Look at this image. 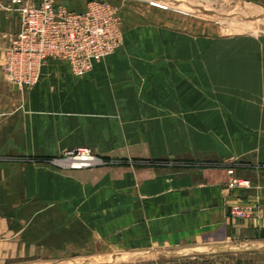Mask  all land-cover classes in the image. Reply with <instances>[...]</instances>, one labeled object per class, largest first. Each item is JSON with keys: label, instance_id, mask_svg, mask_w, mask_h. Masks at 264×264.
I'll use <instances>...</instances> for the list:
<instances>
[{"label": "crops", "instance_id": "crops-1", "mask_svg": "<svg viewBox=\"0 0 264 264\" xmlns=\"http://www.w3.org/2000/svg\"><path fill=\"white\" fill-rule=\"evenodd\" d=\"M246 1L264 8V0ZM9 2L0 0V47L19 30L18 15L4 9ZM52 2L76 12L86 5ZM149 55L116 51L81 78L50 63L16 109L13 88L0 84V264L33 256L34 264H100L116 250L150 252V264H264V117L258 126L244 118V130L234 118L223 131L220 117L190 115L188 101L166 93L127 98L138 81L128 69L150 70ZM152 65L155 74L139 81L172 88L173 63ZM223 136L231 139L227 146ZM77 147L142 162L59 171L14 159ZM173 158L225 162H156ZM230 169L249 187L229 188ZM235 204L251 206L254 215L230 219Z\"/></svg>", "mask_w": 264, "mask_h": 264}, {"label": "rangeland", "instance_id": "rangeland-1", "mask_svg": "<svg viewBox=\"0 0 264 264\" xmlns=\"http://www.w3.org/2000/svg\"><path fill=\"white\" fill-rule=\"evenodd\" d=\"M49 1L54 4L52 0ZM84 1L87 3L91 0ZM100 1L112 7L121 33L119 46L108 56L116 51H127L143 52L153 57L146 60L151 64L150 70L128 69L130 77L133 80L137 78L138 81L131 82V89L125 91L127 98H140L143 94L147 97H161V95L165 97L166 93L168 97L172 96L176 101H188L190 115H204L212 118L211 120L220 117L223 131L224 128L231 127L230 121L234 118H238L239 130H244L248 125L245 123L246 117L257 122L254 123L255 126L260 124L264 117V8L248 4L246 0ZM15 35L9 38L6 45L0 47V84L13 88L10 93H12L14 109L21 103V93L34 88L41 77L40 75L37 84L31 88H20L6 77L3 70L4 52L11 45ZM162 61L173 63L172 88L169 85L166 91L157 90L158 83H152L151 79L149 82L139 81V76L155 74L151 68L152 63ZM50 63L67 67L65 64L53 61L44 67ZM148 85L151 86V90H147ZM145 89L146 92H144ZM4 93L5 91H0V108L5 107L6 104ZM241 125L243 128L240 127ZM230 141V138L223 136V145L227 146ZM81 150H88L91 155L103 162L101 166L91 168L142 162L140 160H107L88 147L72 148L49 158L15 156L14 159L22 158L24 161L33 163H45L59 171L91 169H71L64 166L63 162L70 157L69 155L72 154L71 156L74 157ZM156 162H173L175 165L184 163L218 165L223 164L225 158H222L220 162L177 158ZM233 163L236 164V161ZM151 258L155 257H152L150 252H147V255L146 252L140 255L133 250H116L111 251L110 257L104 262L100 261V264H150ZM38 259L35 256L19 257L15 258V264H34ZM173 261L180 262L176 257Z\"/></svg>", "mask_w": 264, "mask_h": 264}, {"label": "built area", "instance_id": "built-area-1", "mask_svg": "<svg viewBox=\"0 0 264 264\" xmlns=\"http://www.w3.org/2000/svg\"><path fill=\"white\" fill-rule=\"evenodd\" d=\"M4 9L19 17V31L4 52L3 70L8 80L20 88L34 87L42 68L51 61L65 64L73 76L83 77L120 44L121 33L112 7L104 1L91 0L79 12L49 0L37 6L10 0ZM71 155L63 162L71 169L103 164L88 150ZM227 174L229 188L249 187L248 181L233 177L232 169ZM253 215L254 208L249 205L235 204L228 210L232 220H248Z\"/></svg>", "mask_w": 264, "mask_h": 264}, {"label": "bare ground", "instance_id": "bare-ground-1", "mask_svg": "<svg viewBox=\"0 0 264 264\" xmlns=\"http://www.w3.org/2000/svg\"><path fill=\"white\" fill-rule=\"evenodd\" d=\"M177 1H178V0H177ZM174 2H175V1H174ZM174 2H173V3H174ZM176 3H177V2H176ZM191 6H192V5H191ZM193 6H195V5H193ZM253 15H254V14H253Z\"/></svg>", "mask_w": 264, "mask_h": 264}, {"label": "trees", "instance_id": "trees-1", "mask_svg": "<svg viewBox=\"0 0 264 264\" xmlns=\"http://www.w3.org/2000/svg\"><path fill=\"white\" fill-rule=\"evenodd\" d=\"M35 160H37V159H35ZM39 161H41V160H39Z\"/></svg>", "mask_w": 264, "mask_h": 264}]
</instances>
